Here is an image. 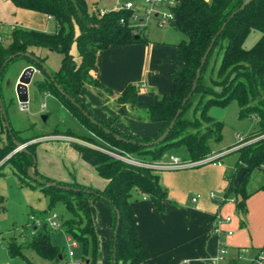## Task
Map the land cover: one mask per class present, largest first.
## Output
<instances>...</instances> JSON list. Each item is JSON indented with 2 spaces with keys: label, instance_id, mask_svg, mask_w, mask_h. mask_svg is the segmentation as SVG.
I'll return each instance as SVG.
<instances>
[{
  "label": "trees",
  "instance_id": "trees-1",
  "mask_svg": "<svg viewBox=\"0 0 264 264\" xmlns=\"http://www.w3.org/2000/svg\"><path fill=\"white\" fill-rule=\"evenodd\" d=\"M7 1L17 9L52 18L56 31L45 33L13 27L9 32L10 42L7 46L1 42L0 35V79L12 61L25 57L23 54L34 56L31 48L60 54V67L56 73H51V77L42 68L43 59L34 56L38 60L36 63L26 57L42 75V79L33 82L35 92L49 93L55 97L93 136L80 137L71 131L55 129L50 134L20 138L11 127L10 131L7 130L0 111V128L4 129L6 136V142L0 149V169L3 165L10 164L17 172L21 184L29 179L40 186L47 199L48 210L58 203L63 206L69 217L63 220L60 216V229L80 246V260L86 264H96L100 259L90 213V199L101 202L111 212L109 264H142L147 260L144 245L136 238V224L130 211V204L136 200V194L152 202L160 214L166 209L167 193L161 188L154 171L126 164L104 151L152 163L162 161L170 149L183 147L187 152L184 162L203 160L213 155L211 144L218 143L221 139L222 124L215 122L207 114L209 106L212 105L224 107L235 102L240 118L257 119V130L241 143L228 148L229 150L244 143L233 152L237 155L236 169L224 192L226 196L235 198V211L244 214L245 202L252 193L245 189L252 172H259L263 178V183L257 190L264 187V138L250 142L264 135V0H252L242 9L240 7L247 0H177L171 26L186 37L175 45L180 66L170 75L171 92L161 97L156 96L154 105L146 109L143 115L131 113L136 109L139 85L128 84L120 93H115L91 75V72H97L96 55L99 51H106L110 47L148 43L144 34H134L131 28L120 24L121 18L127 20L126 12L108 11L99 16L97 11L89 9L85 0ZM252 31H258L260 38L250 49H245L244 43ZM213 39L212 48L192 90L201 59ZM74 46L79 55L78 63L72 51ZM13 55L15 57L5 64ZM208 68L207 79L210 86L204 83ZM83 87L92 90L103 102L116 97L114 104L119 116L160 122L161 130L155 136L143 139L116 131L112 122L99 120L78 100L77 95ZM58 88L74 103L60 94ZM189 94V98L182 105ZM196 97V111L199 116L193 121L186 120L184 115ZM178 110L180 114L167 136L155 145H144L157 140L163 134ZM51 135L67 136L91 145L90 147L75 142L70 144L80 154L81 159L107 181L102 190L76 182H55L40 175L34 165L36 144L26 145L24 150L17 151L5 160L17 148L16 142L27 144L33 139ZM241 167H245L246 172L239 184L233 186L235 174ZM29 168H32L34 177L46 184L31 180L27 175ZM28 185L34 188L33 185ZM3 202L0 196V211H3ZM117 214L119 220L115 230ZM51 231L56 230L49 229L45 223L40 224V231L31 241L22 245L9 242L8 255L24 257L22 249L28 248L42 259L59 264L64 259V247L61 249L51 243Z\"/></svg>",
  "mask_w": 264,
  "mask_h": 264
},
{
  "label": "crops",
  "instance_id": "crops-1",
  "mask_svg": "<svg viewBox=\"0 0 264 264\" xmlns=\"http://www.w3.org/2000/svg\"><path fill=\"white\" fill-rule=\"evenodd\" d=\"M116 3L119 5L118 0ZM91 10L107 9L91 7ZM41 15L43 19L45 18L43 26L38 21L36 23L40 26H37L33 20V25L29 28L46 32L44 24L46 21H53V19ZM32 17L37 16L32 14ZM54 26L56 27L55 24ZM176 44L148 42L110 47L106 51H99L96 55L97 72H91V75L115 93H120L128 84L139 85L136 109L131 113L143 115L146 109L154 105L156 96L161 97L169 94L172 90L170 75L180 66L176 55ZM31 51L34 53V50ZM72 51L74 52L73 48ZM34 56L39 57L38 53H34ZM74 59L77 63L79 62V55L76 52H74ZM28 66L32 65L25 64L21 71ZM36 74L42 79L38 70L34 75ZM43 95L52 96L49 93H43ZM77 97L99 120L112 122V127L123 134H130L138 139L151 138L162 128L160 122H150L145 118L137 120L119 116L114 104L116 97L102 102L86 87L80 90ZM16 132L18 133V131ZM86 132L87 137L93 136L87 128ZM48 141L64 143L63 148L61 149V144H59V148L62 152L64 151L65 155L63 157L60 155V158L57 157L58 159L56 158L57 154L51 156L47 153L46 155L49 156H45V158L43 155L40 157V154H37V157L35 155V167L40 175L55 182H76L97 190H102L105 187L107 181L99 177L96 171L85 163L80 154L70 145L73 142L86 144L67 136L52 135L33 139L28 143L40 145ZM167 159L166 154L162 161ZM235 161L236 158L231 163L224 165L221 159L220 165L206 164L183 170L155 172L161 188L167 193L165 211L160 214L154 204L140 194H136V200L130 204V211L136 224V238L144 245L148 256L142 264H215L214 257L220 243H224L228 247L231 257H235L238 252H244L248 256L264 246V187L257 190L263 181L248 191L252 193L245 202L242 219L235 216L236 211L233 204H219L217 199L213 201L209 199L211 192L219 197L226 191L229 178L234 172ZM47 167L55 168L54 172L56 173L47 171ZM193 197H197L195 203L191 201ZM89 206L97 250L100 253V259L96 264H109L108 240L110 238L111 212L104 204L92 199L89 200ZM51 210H43L42 217L39 219L47 216L52 212ZM216 213L231 217V223L222 227L224 230H231L233 232L231 236L211 234L210 220ZM29 227L34 234L40 225L30 223Z\"/></svg>",
  "mask_w": 264,
  "mask_h": 264
},
{
  "label": "rangeland",
  "instance_id": "rangeland-1",
  "mask_svg": "<svg viewBox=\"0 0 264 264\" xmlns=\"http://www.w3.org/2000/svg\"><path fill=\"white\" fill-rule=\"evenodd\" d=\"M85 1L90 10L91 7L112 10L117 5L116 0ZM125 1L127 0H118V3L122 4ZM32 14H35L37 17H32ZM33 20L35 23L38 21L43 26L45 18L43 19L41 13H27L23 10L15 8L10 2L6 0H0V35L3 45L7 46L9 44V32L13 27L19 26V28L24 30H36L34 28H29V26L33 25ZM40 24H37V26H40ZM54 24L55 23L53 21H46L44 27L47 31L45 33H53L56 28ZM145 37L147 41L151 42L152 44L179 43L180 41L186 39L184 34L175 30L172 26L158 28L153 24L147 28ZM259 38L260 33L258 31H252L244 43V48L250 49ZM73 49L74 52L77 53L75 46ZM31 50H34V53H38L39 58L43 59L44 66L48 69V71L51 73H56L58 71L61 62L60 54L41 48H31L30 51ZM27 63L29 62L26 57H20L12 61L10 64H8L0 79V96L9 126L14 131H18L20 138L31 137L34 134H50L55 129L63 132L71 131L77 136L87 137L86 128L81 125L72 114L66 111L54 97L35 92L33 82L40 80V77L37 74L33 76L32 83L29 85L30 87L28 90L27 102L28 110H20V105L15 94V86L17 79L22 73V67ZM209 68L206 71L204 83L210 86V82H208L207 79ZM90 91L94 94L92 90ZM99 100L102 101L101 99ZM197 101L198 97L194 98L192 101L191 107L184 115L186 120L193 121L195 118H198L199 112L196 111ZM43 106L44 108H42ZM207 114L215 122L222 124L221 139L218 143H212L211 147L213 150V155L218 156L217 161L222 159L224 165H227L228 163H231L234 158H237V155L233 152L239 149L242 144L237 145L229 150L228 148L239 143V138L243 140L250 134L254 133L258 128L257 119L255 117H252V119L240 118L239 108L235 102H231L229 105L224 107L217 105L209 106ZM43 116H46L45 121L42 120ZM3 130V128H0V149L6 142V136L3 133ZM95 140L97 141V139ZM59 144H61L62 149L64 143L59 141H48L47 143L45 142L37 145L35 149L36 157L37 154H40V157L43 155L45 158V156H49L46 155L47 153L51 154V156L57 154L56 158L60 155L63 157L65 154L64 151L62 152L59 148ZM88 146L91 147V145ZM186 154V149L179 147L170 149L167 153V157L171 155L177 157L181 161H184L183 159H185ZM50 158L52 159V157ZM233 168L234 170L236 169L235 162L233 164ZM46 169H48L47 171H52L51 173H56L54 172L56 171L55 168L47 167ZM25 181L26 183L33 185L34 188H31L26 183L21 184L18 180L17 172L10 164H6L1 167L0 196H2L4 200V208L3 211H0V264H53L50 261L42 259L33 250L28 248L22 249V254L24 257H10L8 255L7 247L9 242L13 241L16 245H22L28 241H31L33 237L40 231L39 227L34 232V234H32V230L29 227V224L31 223L30 216L39 219L42 217V211L47 210V199L40 190V186L32 183V181L29 179H25ZM262 181L263 178L259 172H252L247 180V185L245 188L246 191L248 192L254 189L257 185H260ZM51 211H56L60 216H62L63 220L69 217L60 203H58ZM242 215L243 214L241 213L235 212V216L238 219H242ZM50 233L51 243L60 247L61 249L64 247V250L62 251L65 252L66 236L63 235V230L60 229L51 231ZM74 253L76 258H81V249L79 245L76 249H74ZM59 263L65 264V260L63 259Z\"/></svg>",
  "mask_w": 264,
  "mask_h": 264
},
{
  "label": "built area",
  "instance_id": "built-area-1",
  "mask_svg": "<svg viewBox=\"0 0 264 264\" xmlns=\"http://www.w3.org/2000/svg\"><path fill=\"white\" fill-rule=\"evenodd\" d=\"M204 1L208 2L209 0ZM176 3L177 0H127L122 4L117 5L113 10H99L98 15L102 16L108 11H124L128 14V18L127 20L121 18L119 21L120 24L131 28L134 34L145 35L147 28L151 24L158 28L171 26L174 20V8ZM19 105L21 111L28 110L27 103H20ZM62 138L69 139L64 137ZM260 138H264V135L250 142H254ZM239 139V143H241L242 140L241 138ZM242 145H244V143H242ZM104 152L126 164L150 169L154 172L183 170L206 164L220 165V162L217 161L218 156L216 155L209 156L197 162H184L177 157L169 156L166 161L148 163L137 160L131 156H120L109 151ZM209 199L212 201L217 199L219 204L228 203L235 206V198L233 196H226L225 193L217 197L215 193L211 192L209 194ZM191 201L195 203L197 201V197H193ZM30 220L31 224L33 223L36 225L45 223L51 230H59L61 225L60 215L56 212H50L42 219H36L31 216ZM231 221L232 219L230 216H223L220 213L214 214L210 220L209 226L211 234L214 236H231L233 233L231 230H224L222 228L224 225L230 224ZM65 244V264H86L84 261L76 258L75 256L74 249L78 247V243L74 239L66 235ZM214 262L215 264H239L241 262H244L245 264H264V246L259 250H256L251 255L247 256L244 252H238L235 257H231L228 247L224 243H220L217 254L214 257Z\"/></svg>",
  "mask_w": 264,
  "mask_h": 264
},
{
  "label": "water",
  "instance_id": "water-1",
  "mask_svg": "<svg viewBox=\"0 0 264 264\" xmlns=\"http://www.w3.org/2000/svg\"><path fill=\"white\" fill-rule=\"evenodd\" d=\"M252 0H247L241 7L240 9H242L243 7H245L246 5H248ZM213 42H214V39L212 40V42L210 43V45L208 46L207 50L205 51L202 59H201V62H200V67L197 71V74H196V77H195V80H194V83H193V86H192V90L195 88L196 86V83L199 79V76H200V69L202 68V66L204 65L205 63V60L207 58V55L209 53V51L211 50L212 48V45H213ZM23 56L35 61L36 63L38 62V60L36 58H34L33 56H30L29 54H23ZM15 56H10L7 61L5 62V64L10 61L11 59H13ZM4 64V65H5ZM42 68L43 70L45 71V73L51 77V73L48 71V69L42 65ZM36 68L33 67V66H28L27 68H25L22 73L20 74L17 82H16V86H15V94H16V98H17V101L18 103H27L28 102V86L32 83V79H33V76L36 72ZM58 91L60 94L64 95L71 103H74L72 99H70L67 95H65L63 93V91L58 88ZM190 94L183 100L182 102V105L185 104V102L187 101V99L189 98ZM0 111H1V114H2V117H3V120H4V124H5V127L7 128L8 131H10V126H9V123L7 121V117H6V113H5V110H4V107L2 105V101H1V98H0ZM180 114V110L177 111L176 115L174 116L173 120L170 122L169 126L166 128V130L163 132V134L155 141L151 142V143H148V144H144V145H147V146H151V145H155L159 142H161L166 136L167 134L169 133V131L171 130V128L173 127L175 121L177 120L178 116ZM42 120L45 121L46 120V116H43L42 117ZM90 122L95 124V122L93 120L90 119ZM29 143L27 144H20L18 142H16V145H17V148L6 158H10L11 155H13L14 153H16L17 151L19 150H24L26 145H28ZM34 165H35V160H34ZM246 172V168L245 167H241L238 169V171L236 172L235 174V177L233 179V186H236L239 184V182L241 181L242 177L244 176ZM27 175L28 177L31 179V180H34V181H37L41 184H46L44 181L42 180H39L37 179L36 177H34L33 173H32V168H29L27 170ZM118 220H119V217H118V214H117V221H116V227H115V230H117L118 228ZM114 257V255H113ZM60 258V257H59ZM114 263H115V260H114Z\"/></svg>",
  "mask_w": 264,
  "mask_h": 264
}]
</instances>
